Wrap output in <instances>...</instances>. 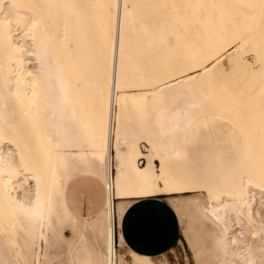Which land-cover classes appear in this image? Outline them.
I'll use <instances>...</instances> for the list:
<instances>
[{
	"label": "bare ground",
	"instance_id": "obj_1",
	"mask_svg": "<svg viewBox=\"0 0 264 264\" xmlns=\"http://www.w3.org/2000/svg\"><path fill=\"white\" fill-rule=\"evenodd\" d=\"M145 104L148 124L126 126ZM208 114L243 138L219 171L184 148ZM77 173L98 175L107 197L102 223L81 220L97 246L80 231L66 241L74 264H153L116 251L124 198L192 190L204 196L186 206L212 245L195 263L264 264V0H0V242L11 254L0 264H48L41 245L77 222L66 187Z\"/></svg>",
	"mask_w": 264,
	"mask_h": 264
},
{
	"label": "crops",
	"instance_id": "obj_2",
	"mask_svg": "<svg viewBox=\"0 0 264 264\" xmlns=\"http://www.w3.org/2000/svg\"><path fill=\"white\" fill-rule=\"evenodd\" d=\"M242 143L241 131L232 120L222 114H208L198 118L188 128L184 148L189 160L198 168L219 171L229 167L236 160ZM197 145L199 148H196ZM84 181H87L90 190L84 200L85 206L83 201L79 206L80 187L83 188ZM98 183L103 185L105 191L102 203L91 200L92 184ZM66 187L71 206L79 219L96 216L105 205L106 186L96 174L77 173L68 179ZM171 195L154 194L124 198L127 205L113 225V239L115 244H119L121 238L120 247L127 256L137 253L154 259L170 250L178 241V215L169 200L173 197ZM80 207L86 208V214L79 217ZM87 214L91 215L87 217Z\"/></svg>",
	"mask_w": 264,
	"mask_h": 264
},
{
	"label": "rangeland",
	"instance_id": "obj_3",
	"mask_svg": "<svg viewBox=\"0 0 264 264\" xmlns=\"http://www.w3.org/2000/svg\"><path fill=\"white\" fill-rule=\"evenodd\" d=\"M222 61L224 65H227L225 58H223ZM196 91L197 89L193 88L192 92H183L181 95H177L178 98L176 99L177 101L176 103L179 105H183L187 97L190 98L193 96L192 93H194V96L199 94V90L198 92ZM148 109H149L148 105L145 104L144 106H137V107L127 110L126 115H125L126 126H130L134 128L146 126L149 122ZM138 142H139L138 144L141 150H144L145 146L148 145L147 141L143 138L140 139ZM198 145H200V143ZM198 145L196 146V148H199ZM143 163H145L144 158H140L139 164L141 165ZM156 164L158 163L156 162ZM83 185H84L83 188L80 187L81 202L79 206L81 205L82 201L85 206L84 200L86 198L87 193L90 190V188L87 185V181L86 182L84 181ZM92 187H93V190L91 193V196H92L91 200L95 199V201H98V203H102L103 198H105V191H104L103 185H100V183H98V185L92 184ZM172 195L173 197L169 199L171 204L174 206V204H178V203L180 204L179 201H181V205H183L184 207L183 208L184 210L182 211L181 215L177 213L178 222H179V239L170 248V250L155 257L154 259L151 258L152 263L153 264H196L194 260L195 256H203V259L210 258L209 252H210L212 245H211V239L207 234V227L204 223H202L201 219H199V217L194 213L193 208H191L190 206L189 207L186 206V204L189 201L192 202V201L201 199L204 196L203 191L202 190H192V191H187L185 193H173ZM113 200L115 202V198H113ZM262 201L264 202V198L262 199ZM260 210L263 214V220H264V203L262 207L260 208ZM79 214H80L79 217L82 214L85 215L86 208L80 207ZM89 215L87 214V217H89ZM102 219L104 220L103 214H98V222L101 220L100 223H102L103 222ZM81 220L82 219H79L76 214V221H77L76 223L69 221L67 222V224H63V226L60 227L62 232L59 234H64V236L61 237L62 239L64 238V241L59 242L58 238L55 237V238H52V245L49 246L48 248L47 247L44 248V246L46 245L42 244L41 245V250H42L41 259L43 257V254L47 252L50 256V261L48 262V264H74L68 261L69 252H68V248L66 247V241L71 240V241L76 242V235L77 233L79 234V231L81 232V234H84L85 241L87 242V244H90L89 247L97 246V244L93 242V240H91L92 237L94 236L93 228L91 226H86ZM208 227L210 226L208 225ZM54 233L56 234L57 230ZM92 243L93 245H91ZM115 247H116V251L118 253L120 252V254L128 262L131 261V256L130 255L127 256L126 253H124V251L121 249L120 245L115 244ZM0 250H1L2 257L6 258L7 260H11V254L9 253L10 252L9 249L3 244H1V242H0ZM204 250H205V253H204L205 256L203 254ZM7 252H8V255H7ZM195 253L196 254L199 253V254L196 255Z\"/></svg>",
	"mask_w": 264,
	"mask_h": 264
},
{
	"label": "built area",
	"instance_id": "obj_4",
	"mask_svg": "<svg viewBox=\"0 0 264 264\" xmlns=\"http://www.w3.org/2000/svg\"><path fill=\"white\" fill-rule=\"evenodd\" d=\"M116 243H117V239H116Z\"/></svg>",
	"mask_w": 264,
	"mask_h": 264
}]
</instances>
